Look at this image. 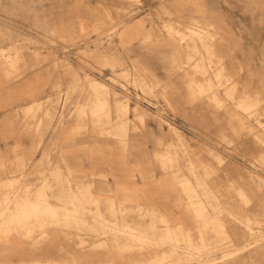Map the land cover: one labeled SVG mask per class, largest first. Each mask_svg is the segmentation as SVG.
I'll list each match as a JSON object with an SVG mask.
<instances>
[{
    "label": "crops",
    "instance_id": "1",
    "mask_svg": "<svg viewBox=\"0 0 264 264\" xmlns=\"http://www.w3.org/2000/svg\"><path fill=\"white\" fill-rule=\"evenodd\" d=\"M124 1L0 0V198L9 202L0 206L8 216L0 221V264H142L173 251H126L123 242L79 232L100 227L111 206L154 215L155 223L132 218L135 226L153 227L156 242L175 235L183 244L216 247L224 237L238 248L249 237L245 218L264 211V187L251 166L264 158V128L254 119L264 124V0H139L143 10L129 19L102 5ZM34 20L44 25L37 34L44 28L69 40L100 34L111 48L101 59L82 57L70 75L25 54L13 65L7 59L15 56L13 37L32 35ZM193 21L209 38L208 54L199 42L163 31L172 25L188 35ZM191 52L198 59L189 60ZM216 65L233 95L214 88ZM126 67L165 87L163 109H129L115 124L105 117L95 125L87 116L59 126L44 107L35 110L75 70L111 77ZM107 101L117 121V100ZM228 259L264 264V243Z\"/></svg>",
    "mask_w": 264,
    "mask_h": 264
},
{
    "label": "rangeland",
    "instance_id": "2",
    "mask_svg": "<svg viewBox=\"0 0 264 264\" xmlns=\"http://www.w3.org/2000/svg\"><path fill=\"white\" fill-rule=\"evenodd\" d=\"M102 5L106 7L111 16L113 14L125 19H129L143 10L139 0H129L119 3L105 2ZM16 6H14L15 12L17 10ZM147 17L152 21L155 20L151 14H147ZM16 23L20 22L17 21ZM191 25L193 27H189L188 35H184L172 25H163V31L168 35L177 34L181 41H188L191 45L199 42L204 53L208 54V36L204 32H201L198 23L195 21ZM29 26L33 29L31 30L32 35L13 37L15 42L13 50L15 56L14 58L7 57V59H10V63L13 62V65H16L19 60H22L23 54H25L33 58L35 63L48 65L51 71L64 70L70 75L74 70L76 62H80L82 57L101 59L104 48H111V45L105 47L106 41L104 39L106 37L104 38L100 34L97 37L77 36L69 40L49 28H44L42 34H37L38 29L44 27L42 21L39 23V21L34 20ZM4 52V50H0L2 57L5 54ZM202 56L201 54V59L203 58ZM188 59L194 60L198 59V57L191 52V56ZM192 71L201 73L202 75L205 74V69L202 68L195 67ZM214 72L216 75L214 88L225 90L226 95H233V93L230 94L232 88H230L229 84L227 83L224 86L221 83L223 79L221 66H214ZM103 77V74L98 72L97 75L84 73L80 76L79 72L75 70L72 81L66 85L58 84L55 87L54 93L44 100L42 102L43 104L36 105L35 110L37 111L44 107L46 109L45 117L55 122V126H59L66 120L73 118L81 120L87 116L93 119L95 125L100 124L105 117L108 118L110 124H115L123 118L129 109H133V112H138L139 110L152 111L165 107L164 101L167 95L165 87L158 83H146L136 74L133 68L126 67L111 77H104L109 83L105 82L102 79ZM229 81L230 78L227 79V82ZM208 90H213V87H210ZM110 95L117 100L115 104L117 121L114 122L111 121L107 114L110 109L107 99ZM246 111L248 112V118H253L251 114L252 110L248 109ZM154 118L161 122L166 121L165 117L158 114ZM167 118H171V116L168 115ZM254 119L259 126L264 128V124L261 123L259 116H255ZM262 160L263 162L259 161L260 164L255 162L251 165L254 169V175L257 178V186L259 188L264 187V158ZM171 166L176 165L171 163ZM190 166V171L192 172L193 166ZM16 183L14 182V184L12 183L2 188L4 190H6V187L12 188L16 186ZM10 198L12 199L14 197ZM7 204H9L7 199L1 197L0 206L4 207ZM92 204L97 205L95 202ZM110 209L112 210L109 211V219L105 222H100V227L97 225L87 229H81L79 227V232L93 237L106 236L112 245H118L120 242H123V248L126 251H139L149 248L157 250L163 248V246H168L173 250L169 254H163L160 257H155L154 260L148 263L142 264H229L228 258H231L238 252L245 251L251 246L264 243V211L258 216L245 218L244 223L248 228L249 237H246L244 245L238 248L233 245H225L224 237H219L220 243L216 247L208 243L201 244V246L193 245L191 240L189 243L183 244L182 239L175 235L167 236L156 242L154 238H151V234H154L153 227L141 228L135 226L134 219L132 218L137 213L141 219L149 218L155 223L157 220L154 215L141 214V212H136L135 210L117 212L113 210L112 206ZM7 217L5 213H0V221L6 220ZM22 222L23 220L14 221L16 224ZM158 222L165 223L163 220H159ZM1 230H4V227H0ZM217 250L222 252L220 259L215 256V251Z\"/></svg>",
    "mask_w": 264,
    "mask_h": 264
},
{
    "label": "bare ground",
    "instance_id": "3",
    "mask_svg": "<svg viewBox=\"0 0 264 264\" xmlns=\"http://www.w3.org/2000/svg\"><path fill=\"white\" fill-rule=\"evenodd\" d=\"M6 198V197H5ZM7 199V198H6Z\"/></svg>",
    "mask_w": 264,
    "mask_h": 264
}]
</instances>
